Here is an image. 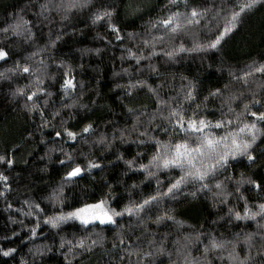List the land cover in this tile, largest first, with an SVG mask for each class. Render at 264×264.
Listing matches in <instances>:
<instances>
[{"label": "trees", "instance_id": "obj_1", "mask_svg": "<svg viewBox=\"0 0 264 264\" xmlns=\"http://www.w3.org/2000/svg\"><path fill=\"white\" fill-rule=\"evenodd\" d=\"M68 2L0 0V48L9 53L6 62L0 61V72L8 77L0 79V156L13 160L11 166L0 162V174L8 177L7 188L0 181V249H16L9 257L0 255V264H137L142 254L149 251L153 255L143 258L141 264H184L185 254L201 256L209 237L238 241L236 251L243 258L249 251L243 244L247 233H257L251 256L258 264L259 233L264 232L258 227L259 217L257 221L236 220L228 209L242 212L247 201L255 211L256 205L264 202V191L251 184L244 183L239 193L235 191L241 174L264 188V156L260 154L264 151V136L253 145L256 162L249 164L245 157L230 161L226 172L221 170L210 180L211 191L202 190L199 183L181 185L179 191L159 197L158 203L147 205L138 215L117 217L116 225L97 222L95 227H84L79 221L68 220L52 228L44 221L85 202L107 198L110 207L120 210L158 191H167L170 182L180 175L179 169L150 167L156 172L152 177L139 169V164L148 165L155 154L152 137L168 141L171 136L173 142L180 138L157 111L158 105L163 116H167L170 107L179 106L191 115L200 104L201 114L209 120L228 113L225 101L232 96L236 97L231 101L236 112L252 101L253 94L262 101L253 110L264 107V75L255 73L247 84L237 79L253 63H264V4L244 14L216 49L200 50L196 45L206 44L216 34L213 17L217 13L222 17L221 9L230 7L231 0H188V9L183 4L179 9L165 7L167 0H137L142 11L135 18L125 15L121 0H90L87 7L71 10L56 7ZM105 7L115 9L113 22L121 29V40L115 39L106 22H92L94 13ZM193 7L208 9L201 25L187 26L174 39L165 36L162 41L153 40L161 30L151 29L152 20L169 10L185 12ZM21 18L28 23L19 34L3 31ZM208 22L211 32L203 27ZM129 33L134 37L130 38ZM146 39L149 45L144 44ZM151 44H155L154 55H150ZM181 45L185 51H178L172 59L163 54ZM128 49L134 56L129 55ZM136 57H141L139 62ZM17 63L39 71L35 75L7 71ZM65 73L76 84L68 96L60 88ZM38 76L43 79L41 87L51 96L39 94L38 108L30 110L32 101L16 90H34ZM190 88L194 101L185 99ZM216 89L221 90V95L210 96ZM89 124L90 132L83 133ZM64 129L78 133L77 139L64 135ZM57 131L62 133L60 137L56 136ZM102 137L104 143L100 142ZM66 154H71L82 167L89 160L100 167L65 183L68 168L60 161L66 160ZM127 160H134V166L130 168ZM217 180L231 193L226 203H220L223 195H213L219 191L214 187ZM61 185L62 200L54 203L49 197ZM241 194L244 200L239 198ZM166 213L174 219L155 222L157 216ZM81 240L83 248L78 246ZM226 247L231 250L230 244ZM160 248L164 249L163 254L158 251ZM37 250L40 254L34 255ZM223 256L218 259L210 254L209 258L213 264H230L227 251Z\"/></svg>", "mask_w": 264, "mask_h": 264}, {"label": "snow or ice", "instance_id": "obj_2", "mask_svg": "<svg viewBox=\"0 0 264 264\" xmlns=\"http://www.w3.org/2000/svg\"><path fill=\"white\" fill-rule=\"evenodd\" d=\"M90 0H69L67 4L57 5L59 9L63 7L65 10H71L76 7H87ZM125 6V15L135 18L138 13L142 11L140 4L137 0H121ZM183 4L186 9H188V0H167L165 7L173 6L179 9V6ZM264 4V0H231L230 7L222 8L221 11L224 12L222 17L219 13L213 17L215 21L216 34L214 38H209L206 44H197L196 49H216L220 44L221 40L226 34L231 32L237 25L241 22L243 15L255 9L258 5ZM42 8H47L46 5H42ZM114 7H105L96 11L93 15V24L104 21L108 24L111 31L115 34L116 40H121L120 35L121 29L113 22ZM208 9H199L196 7L191 8L189 11L181 12L179 10L171 11L168 14L159 15L154 20L150 22L151 29L161 30V34L153 36V40L162 41L165 36L170 39L176 38L182 31L186 29L187 26L201 25V21L205 20L207 17ZM219 17V18H218ZM64 18H67L66 16ZM139 18H143L140 16ZM223 20V24H220V20ZM27 21H23L22 18L18 20L15 24L9 25L3 29L5 33L9 30L14 33L19 34L21 29ZM211 22L205 23L203 27L207 28L208 31H212L210 26ZM130 38L134 37L133 33H129ZM145 45H149L150 41L145 40ZM153 52L150 55L155 54V44H151ZM194 50V49H189ZM129 55L134 56L131 49L127 50ZM178 51H185L183 45L179 49H173L165 51L163 54L172 59ZM9 53L4 49L0 48V61H7ZM137 62L141 57H136ZM43 63V62H41ZM22 71L25 74L35 75L39 69H31L29 66L24 65L21 67L19 63L15 65L14 68L8 69L9 72ZM153 70L155 68L153 67ZM255 73H260L264 75V63L256 65L253 63L249 66V70L244 73L242 77H237V79L243 80L245 84L248 83V78L254 76ZM8 77L4 72H0V79H7ZM43 79L37 77L34 90L25 93L23 89H17V94L26 95L28 101H32L30 106L31 109L38 108L37 100L39 99V94H44L51 96L50 92H47L45 88H42ZM76 84L74 79L68 77L65 73V78L60 84V88L65 96H68L71 90H74ZM154 91L153 89H149ZM210 96L221 95V90L216 89L214 92L209 93ZM35 98V99H34ZM185 99L189 101L195 100V95L191 88L186 92ZM236 99L235 96L229 97L225 101L228 105V113H234L233 116L229 117L228 113H223L220 119L209 120L207 117L201 114V105L197 104L195 109L192 111L191 115H187L181 107L169 108L167 116H163L159 105L157 111L163 119L167 120L172 126L173 134L180 137L175 142L172 141L171 136L168 141H162L159 138L152 137L151 139L155 144V154L151 156L149 164H139V169L146 172L149 177L155 176L156 172L149 170L150 167L156 170L160 169H179L180 175L176 177L172 182H170L166 192H157L155 195H150L140 203L133 202L130 206L125 205L122 209L116 210L109 206V201L107 198H102L93 203H83L79 207H75L74 210L60 215L49 216L45 219L44 223L50 225L52 228H56L62 222H67L68 220L79 221V223L87 227L88 225L96 226L98 222L99 225H116L118 223L117 217H124L128 215L129 217L138 215L140 212L145 210L147 205L153 202H159V197L166 196L169 193L174 194L179 191L181 185L187 183H199L202 190L211 191L210 180L215 178L218 173L223 170L224 172L231 166L230 161L236 160L238 157H245L249 164H254L257 157L254 155L256 149L253 145L256 144L258 138L264 136V107L256 108L253 110L255 105L262 104V101L256 99L255 94H253V99L250 103H244L243 108L240 112H236L231 106V101ZM207 97H205V101ZM47 102V101H45ZM251 105V106H250ZM191 107V105H189ZM131 111V109L129 110ZM43 116V113H41ZM251 117V119H248ZM155 115L153 119H155ZM92 129V125L89 124L82 129L83 133H89ZM222 131H213V130ZM162 131L168 132L167 128H163ZM61 132L57 131L56 136L60 137ZM64 135L69 137L71 140L75 141L77 139L78 133L64 129ZM145 135V133H141ZM104 143V138L100 140ZM143 143V141H141ZM264 156V151L260 153ZM137 155H141L137 153ZM0 162H6L9 166L13 164L12 159L5 160V157L0 156ZM62 165H67L68 170L66 171L64 182H73L74 178L79 177L83 172L90 171L93 168H99L100 165L91 160L88 161L86 167H82L80 163H76L71 154H66V160H61ZM126 164L131 168L134 166V160L125 161ZM74 165V166H73ZM231 179V177H226ZM0 181L5 183L7 188L8 177L0 174ZM159 183V181H157ZM247 183L253 185L256 189L264 191V188L251 177H244L241 174V179L236 182L235 191L240 192V185ZM215 189L219 190L213 193L214 196L223 195L225 198L220 201V203L227 202V196L231 195L225 191L226 186L222 181L217 180L214 184ZM63 185L58 189L54 190L49 197L54 203L56 201L62 200ZM3 195V193H0ZM193 196L196 195L195 192L192 193ZM244 200L245 197L241 194L239 197ZM39 208V205H36ZM229 214H231L236 220H253L264 221V202H260L256 205V210L254 211L249 207L247 201L243 206V211L235 210L234 208L228 209ZM31 214V213H28ZM168 219L173 220L174 218L167 213L164 216H157L156 223H160L162 220ZM257 221L258 227L264 229V224H260ZM33 235L36 234V229H32ZM257 233H247L243 238V244L248 248V253L241 258L240 253L236 251L237 242L217 240L215 237H209L208 243L204 246L201 256L193 257L190 253L184 255V264H213V260L209 258L210 254H214L218 259H224L223 253L227 251V259L230 264H257L254 258L251 256V249L254 247L253 237ZM261 239V245L257 250V255L260 257L258 264H264V232L259 233ZM199 239V237H197ZM123 239L120 243L123 244ZM93 244L96 241L92 242ZM231 245V250H227V245ZM63 242L61 247H63ZM79 247H85L84 241H79ZM116 246L115 244L113 245ZM16 251L15 248L0 249V255L3 257H9ZM71 251V249H69ZM161 254L164 253V249L160 248L158 250ZM40 252L37 250L34 255H39ZM129 256L132 255L131 250H129ZM153 253L151 251L144 252L142 254L141 260L146 257H151ZM67 259V256L65 257ZM123 259V258H121ZM141 260L137 261V264H141ZM23 264V262H22Z\"/></svg>", "mask_w": 264, "mask_h": 264}]
</instances>
